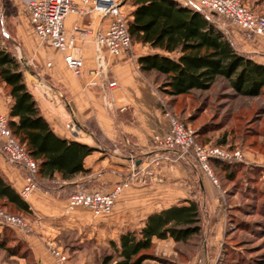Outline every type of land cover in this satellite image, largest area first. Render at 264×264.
Instances as JSON below:
<instances>
[{
    "label": "crops",
    "instance_id": "0c3cea01",
    "mask_svg": "<svg viewBox=\"0 0 264 264\" xmlns=\"http://www.w3.org/2000/svg\"><path fill=\"white\" fill-rule=\"evenodd\" d=\"M175 1L191 9H198L200 2ZM130 8L128 18L131 21L135 9ZM108 22V18L104 20L94 13L84 17H67L68 35L73 34L76 25L88 30L85 36L76 34L77 47L84 59L80 77H75L67 68L64 55L59 51H24V60L30 66L24 75L26 85L54 133L61 139L80 142L95 149L84 162L89 174H80L71 180H62L57 176L58 187L54 192L37 188L24 199L30 206L29 215L36 222L35 228L29 233L15 229V233L31 251L33 264H57L47 244L50 241L60 244V235L68 232L77 233L78 246L69 264H99L100 248L111 249V242L118 243L120 235L128 229L140 231L149 216L173 206L188 205L191 201L201 204L208 211L218 203L209 183L202 182L204 188L201 186L199 202L186 188L187 180H191L189 173L180 166L173 169L164 166L154 167L153 177L142 175L139 181L126 188L109 217H95L85 208L66 214L69 187L77 190L84 186L89 190L110 192L128 174L131 157L136 156L140 163L153 159L156 153L151 141L153 135L165 134L171 126L169 111L153 78L155 72H143L139 64L142 57L164 55V52L136 43L142 47L141 51L135 48L118 58L105 53L109 78L118 83L117 88L107 94L97 83V78L91 76L98 56L94 32L106 30ZM223 27L222 30L227 35H233L237 44H242L243 39L235 31L232 35L229 33L234 26H229V30L227 26ZM242 52L253 55L257 63L264 65V55L258 51L243 49ZM168 55L178 58L176 54ZM10 104L11 99L1 85L0 116H9ZM72 123L74 130L69 128ZM1 145L0 136V173L21 193L27 185L25 172L1 153ZM175 177L176 185L171 183ZM156 241L170 243L173 239Z\"/></svg>",
    "mask_w": 264,
    "mask_h": 264
},
{
    "label": "rangeland",
    "instance_id": "374dc122",
    "mask_svg": "<svg viewBox=\"0 0 264 264\" xmlns=\"http://www.w3.org/2000/svg\"><path fill=\"white\" fill-rule=\"evenodd\" d=\"M122 1L124 12L128 15L132 0ZM243 2L256 14L264 16V0ZM26 5L24 0H0V50L12 53L21 64L24 75L30 69L28 61L24 60V51H57L40 43L30 25ZM220 21L229 30L232 24ZM232 31L243 39L242 44L235 42ZM229 33L237 50H256L264 55V41L260 37L249 36L235 26ZM135 48L137 51L142 49L133 42V50ZM154 75L169 114L193 131L196 144L211 151L218 150L224 156H213L209 160L218 184L212 182L207 172L193 160L174 164L169 162L165 166L167 169L180 166L189 173L191 180H187L186 188L192 198L199 202L201 186H204L202 182L209 183L218 203L209 211L198 203L201 212L199 235L185 244L155 241L151 250L135 258V264H264V89L259 95L248 96L239 94L227 80L219 79L208 90H196L188 95L174 97L162 90L165 78L157 73ZM237 154L240 156L237 157ZM216 159L235 166L232 178L228 176L229 171L214 162ZM171 183H177L176 177L171 179ZM37 186H45L49 192H54L58 183L55 179L42 182L41 186L38 183ZM69 189L70 197L76 190L73 187ZM0 211L20 217L30 227V230L9 227L0 220V230H6L8 241L6 248L0 249V264H33L31 251L15 231L31 232L35 220L29 214L18 212L10 206L4 207L1 203ZM76 238V232H68L60 235V244L55 241L47 244L56 262L49 244L64 255L66 264H69L74 250L78 248ZM100 249L99 264L104 255L113 252L112 248Z\"/></svg>",
    "mask_w": 264,
    "mask_h": 264
},
{
    "label": "trees",
    "instance_id": "16d2710c",
    "mask_svg": "<svg viewBox=\"0 0 264 264\" xmlns=\"http://www.w3.org/2000/svg\"><path fill=\"white\" fill-rule=\"evenodd\" d=\"M131 6L135 9L129 20L133 42L165 53L139 59L143 72H155L165 78V94L181 97L208 90L219 79L230 82L239 94L255 96L264 89V65L235 48L232 36L221 29L216 16L183 7L175 0H132ZM0 83L11 99L8 119L12 134L38 165L37 184L41 186L57 176L71 180L89 174L84 162L95 149L61 139L54 133L26 85L21 64L10 51L0 50ZM214 162L233 177L235 166L217 159ZM41 189L49 190L45 186ZM0 203L31 214L29 204L1 173ZM200 220V206L194 201L155 213L140 231L128 229L118 243L111 242L113 252L104 255L100 264H135V258L151 250L156 240L171 238L185 244L199 235ZM1 230L0 249H5L6 230Z\"/></svg>",
    "mask_w": 264,
    "mask_h": 264
},
{
    "label": "built area",
    "instance_id": "2783aa9c",
    "mask_svg": "<svg viewBox=\"0 0 264 264\" xmlns=\"http://www.w3.org/2000/svg\"><path fill=\"white\" fill-rule=\"evenodd\" d=\"M26 4L30 25L40 43L62 53L65 65L75 77L82 75L84 67L83 56L77 47L76 34L85 36L88 30L76 25L73 34L68 35L65 25L67 17L70 15L84 17L94 13L104 20L108 18L109 25L106 30L99 29L94 32L98 56L95 69L90 74L97 78V83L104 93L107 94L117 88L118 83L109 78L104 54L108 53L118 58L133 50V39L129 31L130 23L128 15L124 12L122 0H28ZM198 10L207 16H216L221 29L224 27L220 20H224L239 28L243 33L260 37L264 41V16L249 9L243 0H200ZM168 115L170 129L165 134L153 135L151 139L156 152L153 159L140 163L136 156L131 157L128 174L121 183L114 185L115 187L110 192L87 190L86 187L80 186L68 198L66 214L85 208L90 210L95 217H109L126 188L139 181L142 175L153 177L154 167L162 168L169 162L174 164L183 160H193L207 172L212 182L218 184L210 169L209 160L213 156H224V154L196 144L193 131L169 113ZM69 128L74 130V124H70ZM0 136L2 153L26 174L27 185L20 193L25 199L38 188L36 182L38 165L14 138L9 127V119L3 115L0 116ZM237 155V157L240 156V154ZM0 220L9 227L30 230V227L18 216L7 215L0 211ZM49 249L58 264H66V257L56 251L52 244H49Z\"/></svg>",
    "mask_w": 264,
    "mask_h": 264
}]
</instances>
